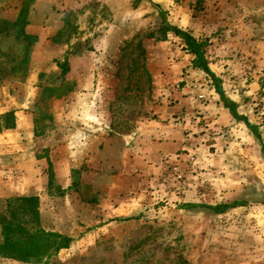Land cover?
<instances>
[{"label":"rangeland","instance_id":"1","mask_svg":"<svg viewBox=\"0 0 264 264\" xmlns=\"http://www.w3.org/2000/svg\"><path fill=\"white\" fill-rule=\"evenodd\" d=\"M165 25L207 42L210 69L259 139ZM4 108L0 132L16 112L31 116L49 183L37 221L30 196L0 199V246L4 219L13 235L36 225L72 240L42 264H264V0H0ZM160 125L182 146L159 156ZM78 131L101 133L93 157H74ZM138 138L144 161L121 156Z\"/></svg>","mask_w":264,"mask_h":264},{"label":"crops","instance_id":"2","mask_svg":"<svg viewBox=\"0 0 264 264\" xmlns=\"http://www.w3.org/2000/svg\"><path fill=\"white\" fill-rule=\"evenodd\" d=\"M7 111L4 108L0 113ZM16 116L15 126L0 132V199L10 195L42 198L47 190L49 178L42 173L35 162V150L38 149L39 143L34 135L32 118L28 112L23 111L16 112ZM141 132L139 131V134ZM158 132L152 139L156 138L155 142L150 144L152 150H156L153 151L155 155L173 152L182 146V137L176 135L177 128L160 125ZM100 136L101 133L89 135L83 131L76 132L71 142L74 157L79 159L93 157L97 142L103 140ZM144 140L138 138L131 144L132 146H123L121 156L123 154L124 157L126 156L124 149L127 153L131 148L134 150L135 157L144 161L147 157L145 156L147 144ZM57 178L58 184L63 188L69 185L63 172L61 175H56Z\"/></svg>","mask_w":264,"mask_h":264},{"label":"trees","instance_id":"3","mask_svg":"<svg viewBox=\"0 0 264 264\" xmlns=\"http://www.w3.org/2000/svg\"><path fill=\"white\" fill-rule=\"evenodd\" d=\"M163 31L164 33L168 31L172 32L182 41L184 50L193 56L191 61L192 68L203 72L210 79L214 91L219 96L223 107L228 110L236 121L243 122L250 132L259 139L260 136L255 126L251 125L246 117L238 113L236 103L225 95L222 88V80L210 69L205 55L207 42L198 40L186 31L171 25H165ZM10 128L6 126V129ZM261 152L264 157V146L261 147ZM22 201L28 203L33 218L37 221V212L32 209L36 197L23 198ZM231 207L233 205H218L209 208L216 213H223ZM11 228L12 224L2 219V229L5 239L2 246H0V255L4 258H10L24 263L42 264L61 250L68 249L72 242L69 237L53 232H46L36 225H33L27 230H16V235H13Z\"/></svg>","mask_w":264,"mask_h":264}]
</instances>
